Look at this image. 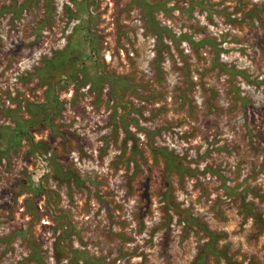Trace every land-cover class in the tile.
<instances>
[{"label":"rangeland","instance_id":"obj_1","mask_svg":"<svg viewBox=\"0 0 264 264\" xmlns=\"http://www.w3.org/2000/svg\"><path fill=\"white\" fill-rule=\"evenodd\" d=\"M0 264H264V0H0Z\"/></svg>","mask_w":264,"mask_h":264}]
</instances>
